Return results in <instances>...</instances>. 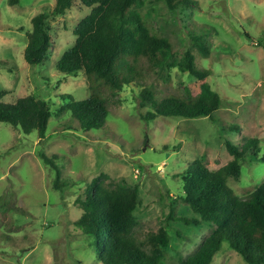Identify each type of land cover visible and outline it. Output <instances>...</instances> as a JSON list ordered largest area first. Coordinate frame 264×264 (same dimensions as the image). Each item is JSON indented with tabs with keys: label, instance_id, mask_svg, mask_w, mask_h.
Masks as SVG:
<instances>
[{
	"label": "rangeland",
	"instance_id": "1",
	"mask_svg": "<svg viewBox=\"0 0 264 264\" xmlns=\"http://www.w3.org/2000/svg\"><path fill=\"white\" fill-rule=\"evenodd\" d=\"M196 1L190 15L170 9L164 0H145L138 10L172 42L178 57L191 53L196 66L209 71L206 82L221 97L214 113L218 123L209 117L145 121L148 108L140 106L141 88L134 84L107 94L109 116L99 130L80 129L68 114L51 117L43 138L0 123V264H105L95 249L103 239L75 224L83 214L79 200L95 180L107 187L138 189L132 236L143 242L164 228L170 236L164 264H181L212 234L214 226L174 219L198 217L180 199L181 180L196 161L211 171L228 164L233 157L226 139L236 145L257 139L264 154V0ZM55 2L0 0V92H8L1 98L4 103L32 95L56 111L65 94L76 100L89 96L83 73L60 74L56 64L74 44V27L90 9L77 2L65 15L54 16ZM39 13L50 17L53 45L48 61L30 66L24 50L31 19ZM188 24L207 40L206 57L190 39ZM201 83L178 67L154 71L146 79L159 97L184 88L199 91ZM263 184L264 164L258 161L245 163L240 176L228 181L240 198ZM212 264L247 263L223 244Z\"/></svg>",
	"mask_w": 264,
	"mask_h": 264
},
{
	"label": "trees",
	"instance_id": "2",
	"mask_svg": "<svg viewBox=\"0 0 264 264\" xmlns=\"http://www.w3.org/2000/svg\"><path fill=\"white\" fill-rule=\"evenodd\" d=\"M77 2L90 12L74 27L76 40L61 54L56 70L73 77L83 73L89 96L76 100L65 94L62 105L54 111L50 103L32 95L4 103L1 98L8 92L2 91L0 123H7L23 134L37 132L43 138L51 117L68 114L80 129L99 130L109 116L107 94L132 84L141 88L140 106L148 108L143 116L145 121L160 116L209 117L218 123L214 113L221 106V97L206 82L209 71L199 69L191 53L178 57L172 42L157 33L147 15L138 10L145 0H56L52 14L63 16ZM164 2L170 9L186 15L198 6L196 0ZM49 18L39 13L31 19L24 50V60L30 66L48 61L51 55ZM190 25L193 26H186L190 39L206 57L207 40L194 34ZM175 67L198 78L202 82L200 90L184 88L181 92L156 96L146 84L147 75ZM233 128L238 129L235 125ZM225 145L233 157L228 164L211 171L196 161L181 180L180 199L198 217L174 219L185 225L214 226L212 234L196 252L181 259V264H212L223 244L235 250L247 264H264V184L245 198L238 197L228 185L230 178L240 176L245 163L264 164L263 149L254 138L244 139L239 145L226 139ZM42 158L52 163L45 155ZM137 202L136 187H107L96 180L87 184L85 196L79 200L83 214L75 224L95 239H103L99 249H95L105 264H164L165 248L170 245V236L164 228L150 233L143 242L135 241L132 236Z\"/></svg>",
	"mask_w": 264,
	"mask_h": 264
}]
</instances>
